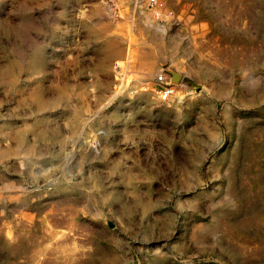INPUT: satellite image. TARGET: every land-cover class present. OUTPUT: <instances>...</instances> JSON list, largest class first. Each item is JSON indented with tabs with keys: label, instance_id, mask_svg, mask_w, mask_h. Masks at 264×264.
Returning <instances> with one entry per match:
<instances>
[{
	"label": "rangeland",
	"instance_id": "rangeland-1",
	"mask_svg": "<svg viewBox=\"0 0 264 264\" xmlns=\"http://www.w3.org/2000/svg\"><path fill=\"white\" fill-rule=\"evenodd\" d=\"M166 6L0 0V264H264V0Z\"/></svg>",
	"mask_w": 264,
	"mask_h": 264
},
{
	"label": "built area",
	"instance_id": "built-area-1",
	"mask_svg": "<svg viewBox=\"0 0 264 264\" xmlns=\"http://www.w3.org/2000/svg\"><path fill=\"white\" fill-rule=\"evenodd\" d=\"M147 8L152 12L157 20H164L172 15L166 6V0H145ZM176 87L167 78L165 72L160 70L155 78V87L153 92L157 95L159 100H168L175 94Z\"/></svg>",
	"mask_w": 264,
	"mask_h": 264
},
{
	"label": "bare ground",
	"instance_id": "bare-ground-1",
	"mask_svg": "<svg viewBox=\"0 0 264 264\" xmlns=\"http://www.w3.org/2000/svg\"><path fill=\"white\" fill-rule=\"evenodd\" d=\"M149 69H150V67L148 68V72H147V74H150V72H151ZM153 73H154V72H153Z\"/></svg>",
	"mask_w": 264,
	"mask_h": 264
}]
</instances>
